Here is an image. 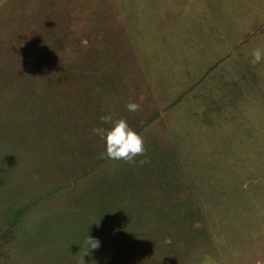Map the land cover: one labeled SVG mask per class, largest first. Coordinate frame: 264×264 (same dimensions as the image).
Instances as JSON below:
<instances>
[{
	"label": "rangeland",
	"instance_id": "rangeland-1",
	"mask_svg": "<svg viewBox=\"0 0 264 264\" xmlns=\"http://www.w3.org/2000/svg\"><path fill=\"white\" fill-rule=\"evenodd\" d=\"M256 48L264 0H0V264H264Z\"/></svg>",
	"mask_w": 264,
	"mask_h": 264
},
{
	"label": "clouds",
	"instance_id": "clouds-1",
	"mask_svg": "<svg viewBox=\"0 0 264 264\" xmlns=\"http://www.w3.org/2000/svg\"><path fill=\"white\" fill-rule=\"evenodd\" d=\"M264 60V49L256 48L252 51V63L257 64ZM129 112H136L139 109V104L133 101L125 105ZM105 124H110V127H93L92 132L100 137L104 142L105 150L102 152L101 158L106 154L108 159L134 161L135 157L143 156L145 152L144 141L142 136L129 126L125 119H113L111 114L100 117ZM146 161L140 160L143 164ZM83 245L86 249L85 254L90 250H96L100 247V241L97 238L87 235L83 239Z\"/></svg>",
	"mask_w": 264,
	"mask_h": 264
}]
</instances>
